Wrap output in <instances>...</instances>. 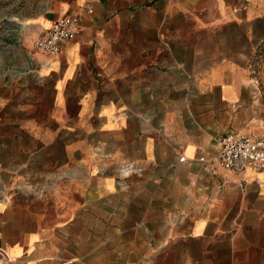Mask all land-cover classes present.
I'll list each match as a JSON object with an SVG mask.
<instances>
[{
  "label": "crops",
  "instance_id": "1",
  "mask_svg": "<svg viewBox=\"0 0 264 264\" xmlns=\"http://www.w3.org/2000/svg\"><path fill=\"white\" fill-rule=\"evenodd\" d=\"M14 1L0 13V264H264V171L213 160L229 125L214 105L258 86L246 65L264 0ZM77 10L79 33L43 63L34 38Z\"/></svg>",
  "mask_w": 264,
  "mask_h": 264
},
{
  "label": "built area",
  "instance_id": "2",
  "mask_svg": "<svg viewBox=\"0 0 264 264\" xmlns=\"http://www.w3.org/2000/svg\"><path fill=\"white\" fill-rule=\"evenodd\" d=\"M85 10L90 12L91 7ZM82 15L80 10L65 13L52 19L48 26L40 30L32 42V50L41 55L43 63H49L59 54L61 43L76 37ZM219 144V151L213 160L220 167L238 175H243L249 168L264 171V127L257 132L230 130L220 137ZM184 159L185 156L178 158L179 161ZM127 171L128 168L125 169ZM246 182V178L242 177L239 185L242 187Z\"/></svg>",
  "mask_w": 264,
  "mask_h": 264
},
{
  "label": "rangeland",
  "instance_id": "3",
  "mask_svg": "<svg viewBox=\"0 0 264 264\" xmlns=\"http://www.w3.org/2000/svg\"><path fill=\"white\" fill-rule=\"evenodd\" d=\"M3 5H8L10 8L19 7V4H15L14 0H0V13ZM155 14L157 13L155 12ZM176 20L174 19L172 23H176ZM249 46V59L246 66L248 67L249 76L257 82L260 95L256 101L257 87L255 86L253 96L250 99L243 98L239 101H234L230 106L229 103H226L225 106L220 104L214 105L218 120H225L226 124H229L227 131L257 132L264 127V39L250 40ZM242 64L244 65V63ZM1 73L2 71L0 70ZM2 98L5 97L2 96ZM7 98L10 99L11 96ZM4 103L2 102V104ZM49 106V102L46 101L41 107L42 113L47 112ZM126 216H129L128 218L136 217V215Z\"/></svg>",
  "mask_w": 264,
  "mask_h": 264
},
{
  "label": "bare ground",
  "instance_id": "4",
  "mask_svg": "<svg viewBox=\"0 0 264 264\" xmlns=\"http://www.w3.org/2000/svg\"><path fill=\"white\" fill-rule=\"evenodd\" d=\"M1 194H3V191H2L1 188H0V195H1Z\"/></svg>",
  "mask_w": 264,
  "mask_h": 264
}]
</instances>
